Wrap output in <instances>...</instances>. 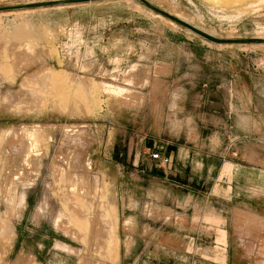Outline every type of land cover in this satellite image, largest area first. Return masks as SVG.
I'll return each instance as SVG.
<instances>
[{
    "label": "rangeland",
    "instance_id": "1",
    "mask_svg": "<svg viewBox=\"0 0 264 264\" xmlns=\"http://www.w3.org/2000/svg\"><path fill=\"white\" fill-rule=\"evenodd\" d=\"M148 1L264 39V0ZM171 22L136 0L0 10V264L222 263L227 238L264 264V217L219 201L233 161L238 191L264 193V44Z\"/></svg>",
    "mask_w": 264,
    "mask_h": 264
},
{
    "label": "crops",
    "instance_id": "2",
    "mask_svg": "<svg viewBox=\"0 0 264 264\" xmlns=\"http://www.w3.org/2000/svg\"><path fill=\"white\" fill-rule=\"evenodd\" d=\"M167 157L169 156V162L167 165L170 164V161L172 160V155H166ZM187 166H189V163H186ZM185 166V164H183ZM231 168V172L229 174V177H226V188H227V193L225 195V197H221V199L219 201L226 203L227 205H231L232 202H234L232 204V214H234V210L236 208L241 209V210H245V211H250L253 212L257 215H260L262 217H264V193H262L261 195H258L257 197H249V196H244L240 191H242L243 189L239 187L238 182H239V177L247 172V169L242 167L241 165H239V163H236L235 161H233V164H225L223 167V172L228 171ZM172 169V167H171ZM219 172L221 170V167H219ZM171 174H173L172 170H171ZM218 180V179H217ZM216 180V181H217ZM200 181H201V177L198 175L194 176V179L192 180L191 186H193V188H196L198 186H200ZM191 186L188 187V185H184L183 184V188L186 191L187 189H190ZM240 190V191H238ZM192 191V192H191ZM190 193H194L195 191L190 190ZM189 196V195H188ZM191 197V196H189ZM218 198V197H217ZM220 198V197H219ZM231 203V204H230ZM235 204V205H234ZM256 207V208H255ZM222 220V229H218L217 230V240L220 242L225 241L226 239V234L229 233V228H228V223L229 225H234L233 223V216H230V221L228 222V216L225 213H222L221 211L219 213H217V215L215 217L213 216H207L205 219L207 221H209L212 224L218 225L220 224V219ZM57 223V221H56ZM195 229V227H194ZM187 231V230H186ZM189 232V231H187ZM185 232V233H187ZM213 234L210 233V239L212 240ZM186 239H189L191 242H195V240H193V238H189V236H184ZM227 243L225 246H223L222 248H220L223 251H226V257H225V262L223 261L222 263H217V262H213L210 261L209 264H258V259L255 256H252L253 250L258 249V245L256 243H251V245L247 246L246 243L242 244H238L236 243V249H237V253H232L229 255V250L233 249V243H229L228 242V238H227ZM244 249L248 250L247 255L244 253ZM242 251V253H238Z\"/></svg>",
    "mask_w": 264,
    "mask_h": 264
},
{
    "label": "water",
    "instance_id": "3",
    "mask_svg": "<svg viewBox=\"0 0 264 264\" xmlns=\"http://www.w3.org/2000/svg\"><path fill=\"white\" fill-rule=\"evenodd\" d=\"M94 1H102V0H69V1H61V2H46V3H39V4H31V5H27V6L1 8L0 10L18 9V8H39V7H46V6H51V5H55V4H68V3L69 4H82V3L94 2ZM136 1H138L139 3H141L142 5L147 7L149 10L153 11L154 13H157V14L167 18L168 20L180 25L181 27L185 28L186 30L192 32L193 34L203 38L204 40H206L210 43L217 44V45L264 44V39L226 40V39H219V38L213 37V36L203 32V31L197 29L196 27L189 25L188 23L178 19L177 17L172 16L171 14H169L163 10H160L159 8L148 3L146 0H136Z\"/></svg>",
    "mask_w": 264,
    "mask_h": 264
},
{
    "label": "bare ground",
    "instance_id": "4",
    "mask_svg": "<svg viewBox=\"0 0 264 264\" xmlns=\"http://www.w3.org/2000/svg\"><path fill=\"white\" fill-rule=\"evenodd\" d=\"M148 3H150L148 0H146ZM169 14H171L172 16H175V17H177L178 19H180V20H182V21H184V22H186V23H188L189 25H192V26H194V27H196L197 29H199V30H201V31H203V32H205V33H207V34H209V35H211V36H213V37H215L213 34H211V33H209V32H207V31H205V30H203V29H201V28H199V27H197V26H195V25H193V24H191L189 21H187L188 19H184L183 17H181V16H178V15H175V14H172V13H170V12H168ZM171 23H173V22H171ZM217 38V37H216ZM59 79V78H58ZM56 80V79H55ZM57 81V80H56ZM44 83V82H43ZM106 88V87H105ZM108 88V87H107ZM110 89H111V87H110ZM111 91L113 92H115V91H119V90H117V89H111ZM110 91V92H111ZM108 92H109V90H108ZM113 92V93H114ZM121 92V91H120ZM116 93V92H115ZM119 93V92H118ZM120 94V93H119ZM33 137V136H32ZM32 140V139H31ZM32 145V144H31ZM33 149V148H32ZM89 169V168H88ZM78 191V190H77ZM76 191V192H77ZM81 194V193H80ZM72 195V194H71ZM78 199V198H77ZM77 199H76V201H77ZM81 199V198H80ZM79 199V200H80ZM82 202H83V200H82ZM75 203V202H74ZM76 206V205H75ZM81 206V205H80ZM74 207V206H73ZM82 210L80 209V211L76 208V207H74L73 209H72V214H74L75 216H77L78 218H80L81 217V212ZM85 216V215H84ZM71 217V216H70ZM77 221H79L78 219H77ZM81 221V220H80ZM76 223V222H75ZM78 224V223H77ZM81 226V225H80ZM83 226V225H82ZM83 229V228H82ZM110 229V228H109ZM114 229V228H113ZM115 239V238H114ZM115 243V242H114ZM2 244V243H1Z\"/></svg>",
    "mask_w": 264,
    "mask_h": 264
},
{
    "label": "built area",
    "instance_id": "5",
    "mask_svg": "<svg viewBox=\"0 0 264 264\" xmlns=\"http://www.w3.org/2000/svg\"><path fill=\"white\" fill-rule=\"evenodd\" d=\"M151 156L154 160L159 161L162 165H166L169 161L167 157H161L159 153H153Z\"/></svg>",
    "mask_w": 264,
    "mask_h": 264
}]
</instances>
